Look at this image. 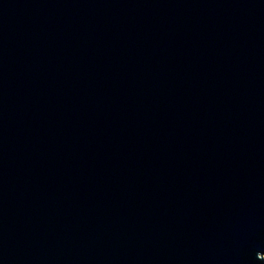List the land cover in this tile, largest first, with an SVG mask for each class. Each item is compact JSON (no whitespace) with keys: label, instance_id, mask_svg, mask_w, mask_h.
<instances>
[{"label":"water","instance_id":"1","mask_svg":"<svg viewBox=\"0 0 264 264\" xmlns=\"http://www.w3.org/2000/svg\"><path fill=\"white\" fill-rule=\"evenodd\" d=\"M264 0H0V264H264Z\"/></svg>","mask_w":264,"mask_h":264},{"label":"rangeland","instance_id":"2","mask_svg":"<svg viewBox=\"0 0 264 264\" xmlns=\"http://www.w3.org/2000/svg\"><path fill=\"white\" fill-rule=\"evenodd\" d=\"M263 257H264V255H263Z\"/></svg>","mask_w":264,"mask_h":264}]
</instances>
